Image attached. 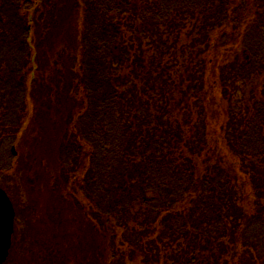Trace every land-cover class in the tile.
I'll return each instance as SVG.
<instances>
[{
    "label": "trees",
    "instance_id": "1",
    "mask_svg": "<svg viewBox=\"0 0 264 264\" xmlns=\"http://www.w3.org/2000/svg\"><path fill=\"white\" fill-rule=\"evenodd\" d=\"M22 135L97 264H264V0H0L8 193Z\"/></svg>",
    "mask_w": 264,
    "mask_h": 264
},
{
    "label": "rangeland",
    "instance_id": "2",
    "mask_svg": "<svg viewBox=\"0 0 264 264\" xmlns=\"http://www.w3.org/2000/svg\"><path fill=\"white\" fill-rule=\"evenodd\" d=\"M78 23L80 24V21L77 19ZM29 106L30 118H33L36 107L33 99H29ZM210 116L212 117V114ZM48 122L54 125L59 121L54 116ZM59 124L61 126L63 122ZM59 124L52 126L51 130L60 132ZM214 124L212 131L219 126V120ZM31 129L34 128L31 127ZM58 132L46 133L49 141L54 139L52 146L55 145L54 141L59 139ZM32 135L38 136L37 133ZM24 136H20L18 143L14 146L17 155H22L16 163L15 174L12 176L15 179H8L10 184L4 186L6 189L9 186L8 194L15 202L16 211L13 238L16 246L9 254L6 264H19L20 252L24 250L31 251L28 254L36 259L35 264H39V261L40 264H97L100 256L97 254L92 258L95 249L90 245L91 241L88 243L84 241L86 235L90 234L83 230L78 210L74 208V202L66 197L63 183L61 182L60 186L57 185L61 175L57 171V163L55 164L53 160L54 150L41 149L42 146L48 145V140L39 136L42 141L38 144L40 152L30 159L29 155L33 156L32 146L24 142ZM28 163L31 167H37L33 175L25 168ZM58 192L60 196L56 195ZM17 246L21 247L20 252L16 250ZM85 254H87V259L83 262L82 258ZM23 259L26 261V258H22L20 262L27 264L23 263Z\"/></svg>",
    "mask_w": 264,
    "mask_h": 264
},
{
    "label": "water",
    "instance_id": "3",
    "mask_svg": "<svg viewBox=\"0 0 264 264\" xmlns=\"http://www.w3.org/2000/svg\"><path fill=\"white\" fill-rule=\"evenodd\" d=\"M13 153L16 155L15 149ZM15 211L7 193L0 187V264L8 258L14 232Z\"/></svg>",
    "mask_w": 264,
    "mask_h": 264
}]
</instances>
